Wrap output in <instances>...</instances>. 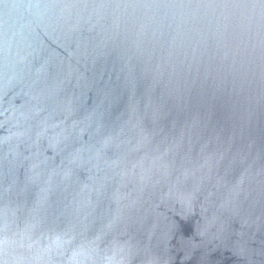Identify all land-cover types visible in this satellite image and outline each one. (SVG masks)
I'll return each mask as SVG.
<instances>
[{
  "label": "water",
  "instance_id": "1",
  "mask_svg": "<svg viewBox=\"0 0 264 264\" xmlns=\"http://www.w3.org/2000/svg\"><path fill=\"white\" fill-rule=\"evenodd\" d=\"M0 264H264V0H0Z\"/></svg>",
  "mask_w": 264,
  "mask_h": 264
}]
</instances>
